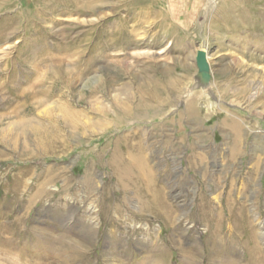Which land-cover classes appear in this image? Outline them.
Returning <instances> with one entry per match:
<instances>
[{
	"label": "rangeland",
	"instance_id": "rangeland-1",
	"mask_svg": "<svg viewBox=\"0 0 264 264\" xmlns=\"http://www.w3.org/2000/svg\"><path fill=\"white\" fill-rule=\"evenodd\" d=\"M215 203L264 228V0H0V264H209Z\"/></svg>",
	"mask_w": 264,
	"mask_h": 264
},
{
	"label": "bare ground",
	"instance_id": "bare-ground-1",
	"mask_svg": "<svg viewBox=\"0 0 264 264\" xmlns=\"http://www.w3.org/2000/svg\"><path fill=\"white\" fill-rule=\"evenodd\" d=\"M135 160L137 161V167L127 166L125 168V175L132 177L139 170L138 172H142L144 177H148L149 170L142 166V158ZM236 207H234V210L238 209ZM219 208V204L215 203L209 209L211 216L208 235L209 264H263L264 228H261L262 231L258 232L255 231L252 225H244L235 231L233 230L234 227H231L226 232L225 217L227 216L231 223L236 221L233 213L234 210L228 209V211H225L223 210V206H221V211H218ZM239 208L242 210V207ZM241 219H246L244 213H242ZM242 253L244 254V258H241Z\"/></svg>",
	"mask_w": 264,
	"mask_h": 264
},
{
	"label": "water",
	"instance_id": "water-1",
	"mask_svg": "<svg viewBox=\"0 0 264 264\" xmlns=\"http://www.w3.org/2000/svg\"><path fill=\"white\" fill-rule=\"evenodd\" d=\"M196 66L198 69V78L201 79L204 83H207L211 80V66L208 61V55L205 50H199L196 56Z\"/></svg>",
	"mask_w": 264,
	"mask_h": 264
}]
</instances>
